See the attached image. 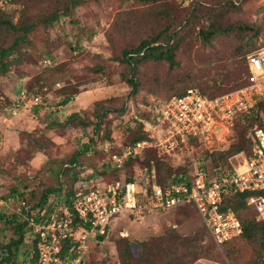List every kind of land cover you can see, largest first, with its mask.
Segmentation results:
<instances>
[{
    "label": "rangeland",
    "instance_id": "rangeland-1",
    "mask_svg": "<svg viewBox=\"0 0 264 264\" xmlns=\"http://www.w3.org/2000/svg\"><path fill=\"white\" fill-rule=\"evenodd\" d=\"M57 2L0 0V9L17 21L21 11H26L29 19L51 13L59 6ZM161 6L173 17L171 29L180 34L175 48L176 64L170 67L165 61L155 60L142 63L136 74L139 90L132 95L131 88L121 78L124 68L115 56L124 47L138 45L151 31L146 29L150 19L144 14L154 13ZM139 21L144 23V28ZM207 29H219V32L204 41L200 32ZM0 39L9 42L10 36ZM263 43L264 0H149L146 4L142 0H87L70 14L60 15L54 24L39 25L19 51L8 57L7 72L0 74V214L10 218L19 211L15 201L5 200L12 188L31 191L46 179L47 169L83 151L84 142H91V149L77 155L81 167L77 174L84 177L82 180H86L88 187H102L106 178L132 177L139 191L144 192L153 182L152 176L158 175L154 164L146 165L150 155L162 161L159 169L163 175L170 174V178L183 171L192 175L199 166L210 173L239 169L246 158L243 152L230 157L228 164L220 168L213 167L209 154L226 151L242 129L247 133L246 125L224 139H215L213 143L190 141L170 154L153 148L151 153L132 159L119 171L104 178L101 174L102 170L111 168L110 154L129 142L132 129L140 123L135 116L148 117L143 106L164 100L176 87H198L218 76H237L246 55ZM238 49L242 53L239 63L238 58L236 62L233 58ZM21 93L26 94L28 102L39 97L38 104L14 109ZM64 99H68L67 104H63ZM108 101L111 110L96 128V104ZM72 113H79L94 124L87 128L62 127ZM73 176L69 174L66 185ZM49 200L54 201V197L51 195ZM193 208L180 206L135 217L119 214L111 221L102 241H90L89 263L121 264L117 247L119 239L124 237L133 242L136 252L139 247L135 242L170 230L183 237L197 236L196 230L203 225ZM12 236L10 227L0 223L1 242L6 243ZM207 239L208 236L204 241ZM214 246L220 260L201 258L193 264H233L224 247ZM32 252V237L26 234L19 251L20 261L25 263Z\"/></svg>",
    "mask_w": 264,
    "mask_h": 264
},
{
    "label": "trees",
    "instance_id": "trees-1",
    "mask_svg": "<svg viewBox=\"0 0 264 264\" xmlns=\"http://www.w3.org/2000/svg\"><path fill=\"white\" fill-rule=\"evenodd\" d=\"M87 0H58L56 5H59L51 13L36 16V18H27V12L21 11L19 19L13 20V16L8 14L5 10L0 9V32L1 37L6 35L10 36L9 42H3L0 39V74L7 72L9 62L7 59L13 53L17 52L19 47L23 45L29 34L34 31L39 25H52L58 21L59 16L62 14H70L71 11L86 2ZM149 0H142L146 4ZM149 20L145 24L146 29L151 30L149 33L140 39L139 44L134 47L122 48L120 55L115 56V60L121 64L124 68V72L121 74V78L131 88L130 93L135 95L139 90V82L136 77L139 71L140 65L147 60L165 61L170 67L176 64L175 60V48L178 44L180 34L176 29L172 28L173 17L169 11L161 7H156L154 13H145ZM140 26L144 28V23L140 22ZM215 32H219V29H207L200 32L204 41H208L209 37ZM257 49V48H256ZM249 52L246 57L255 51ZM19 51V50H18ZM241 49H238L234 55V62L236 58L241 56ZM245 57L244 62L240 65V72L236 76H225L224 78L210 79L203 84V86L194 87L193 85H187L185 87H176L171 95L164 97L168 99L172 96H180L185 93L189 88L198 89L204 96L213 98L224 95L226 93L238 90L247 85L248 80V68L247 59ZM242 58H238V63ZM36 95V94H35ZM68 99H64L63 104H67ZM111 101V100H109ZM106 104L97 103L94 111V117L96 128L100 127L102 118L110 112V106ZM94 122L89 119L81 117L79 113L70 114L62 123V127H80L87 128L93 125ZM242 128L246 125L247 133L244 129L238 134L237 140L232 143L226 151L219 153H211L209 157L213 164V167L220 168L223 165L228 164V159L238 153L243 152L246 158H251L254 154V142L249 136V133L254 129L264 125V100H258L254 108L248 113L240 114L234 123L232 131H239L240 126ZM245 129V130H246ZM133 135L129 139V142L122 145L117 153L121 154L123 149L136 142L149 140L148 134L142 131V124L137 123V128L132 129ZM109 134L107 131L106 135ZM84 150L80 151L71 158L65 161L58 162L57 166L50 167L45 173L46 179L37 186H33L31 191L23 190L19 191L16 187L12 188L11 193L5 200L12 199L19 205V211L12 214L10 218L0 214V223L6 224L10 227L13 236L6 243H2L0 239V264H24L19 259V251L25 243L26 234L32 237V249L36 247V240L33 235V226L30 224V219L33 218L37 223L44 222L49 219L51 213L54 211L58 204L70 205L71 199L76 193L78 185L86 182L84 177H80L77 174L81 167L77 159L78 154H82L85 151L91 149V142H84ZM112 148V147H111ZM154 147L143 149L138 155L127 158L120 168L115 167L112 163L109 169L101 171L104 178L110 172L119 171L121 168L129 165L132 159L138 158L144 153H151ZM109 157H111V155ZM160 156V155H159ZM146 165L154 164L158 169V175H153V182L165 188L173 183L185 184L191 186V175H187L185 171L180 174H176L172 178L171 175H163L159 166L162 161L154 156H149ZM110 159V158H109ZM151 162V163H149ZM108 167V168H109ZM207 171V170H206ZM74 174L73 180L70 184L66 185L67 179L70 178L69 174ZM209 177L212 179L216 172H208ZM48 175V176H47ZM119 179L104 180V183L117 181ZM125 182H134L137 185V203L139 206H144L147 201L149 193L148 187L143 191H139V185L132 177L123 179ZM39 187V189L37 188ZM26 187L24 186V189ZM54 197V201L49 200L50 196ZM250 196L249 192L239 193L234 192L232 188L227 187L223 195V201L221 205L222 211L232 210L241 224V233L224 242L226 255L233 264H264V222L257 221L256 210L247 204V199ZM183 206V209L188 207H194L191 204L184 203L174 208ZM173 208V209H174ZM194 210L195 207L193 208ZM197 211V210H196ZM198 213V211H197ZM199 214V213H198ZM135 217L134 215H130ZM200 216V215H199ZM202 227L196 230L197 236L183 237L175 230H170L158 237L146 238L143 241L135 242L139 249L133 251V242L128 240L127 237L119 239V245L117 250L122 259L121 264H193L198 259L204 258L210 261L216 262L220 260L219 253L215 250L216 244L212 237L209 239V232L203 223L200 216ZM85 229L89 228V224H83ZM110 226V225H109ZM106 228L105 235L95 236L93 238L97 243L107 235L108 228ZM78 226H76V229ZM208 239L206 242L204 238ZM203 241L205 243H203ZM92 243V242H91ZM217 247V246H216ZM91 244L89 246V250ZM89 253V252H88ZM85 264H90L88 255L85 258Z\"/></svg>",
    "mask_w": 264,
    "mask_h": 264
},
{
    "label": "built area",
    "instance_id": "built-area-1",
    "mask_svg": "<svg viewBox=\"0 0 264 264\" xmlns=\"http://www.w3.org/2000/svg\"><path fill=\"white\" fill-rule=\"evenodd\" d=\"M246 59L248 83L238 90L208 98L198 89L189 88L183 95L143 106L148 117L135 118L149 140L126 146L121 154H112L110 162L120 168L127 158L146 148L154 147L170 154L190 141L213 143L215 139H224L232 132L240 114L248 113L259 99L264 100V43ZM25 95L21 93L14 109L38 104L39 97L28 102ZM249 136L254 142V154L245 158L239 169L217 171L211 179L204 167H195L190 187L173 183L162 188L152 183L144 206L137 203L134 182L117 180L103 183L102 187H88L83 183L70 205L58 204L48 220L37 223L30 219L36 247L24 264H85L90 241L105 235L107 226L119 214L137 216L170 210L184 203L195 207L214 243L222 248L224 242L241 233L236 214L221 210L227 187L234 192H249L247 204L256 210L257 221L264 222V125L251 131ZM83 224L90 226L85 229Z\"/></svg>",
    "mask_w": 264,
    "mask_h": 264
}]
</instances>
